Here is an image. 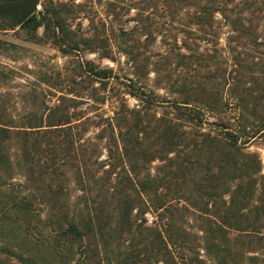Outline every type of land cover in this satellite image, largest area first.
<instances>
[{
    "label": "trees",
    "instance_id": "trees-1",
    "mask_svg": "<svg viewBox=\"0 0 264 264\" xmlns=\"http://www.w3.org/2000/svg\"><path fill=\"white\" fill-rule=\"evenodd\" d=\"M179 1L195 25L180 99L143 81L159 73L150 12L107 48L74 40L57 7L21 25H45L64 55L116 48L131 74L83 59L75 97L19 117L0 99V264H264V173L247 150L264 137V0Z\"/></svg>",
    "mask_w": 264,
    "mask_h": 264
},
{
    "label": "rangeland",
    "instance_id": "rangeland-1",
    "mask_svg": "<svg viewBox=\"0 0 264 264\" xmlns=\"http://www.w3.org/2000/svg\"><path fill=\"white\" fill-rule=\"evenodd\" d=\"M155 2L158 7L152 9ZM184 3L179 0H41L36 13L40 19L42 14L39 12L44 11L46 6L49 9L57 7L61 11L59 21L71 28L73 34L70 36L76 34L74 40H81V35L90 39L102 35L108 38L106 43H102L107 48L112 47L114 35L119 34L122 28L130 30L135 26L134 18L139 11L150 12L148 26L151 30L155 27L159 35L155 44L148 45V56L151 66L157 67L159 73L151 72L149 79L144 77L143 81L173 100L183 98L176 91L180 88L178 80L181 81L183 75L188 80L192 79L191 58L176 53L179 50L188 55L192 52V28L195 29V25H192V9ZM228 31V26L223 25L219 48L227 45ZM57 33L62 35L59 31ZM50 34L45 25L32 31L21 27L13 16L0 18V99L17 117L30 110L46 109L50 99L56 100L61 94L75 97L74 94L81 92L80 85L75 82L81 81L79 61L83 59L103 68H113L121 76L131 74V63L126 55L118 53L114 47V51L109 53L113 58L103 57L100 54L102 49L94 50L89 44L80 45L78 49L70 48V54L64 55L53 43ZM201 34L198 32L195 36ZM201 44V50L210 47L207 43ZM172 47L174 52L167 56ZM218 59L221 64L222 57ZM128 98L130 104L137 103L132 96ZM247 150L258 154L264 173V137L253 140ZM148 216L152 219L151 214ZM182 224L192 226V216L186 217Z\"/></svg>",
    "mask_w": 264,
    "mask_h": 264
},
{
    "label": "water",
    "instance_id": "water-1",
    "mask_svg": "<svg viewBox=\"0 0 264 264\" xmlns=\"http://www.w3.org/2000/svg\"><path fill=\"white\" fill-rule=\"evenodd\" d=\"M41 0H6L0 3V18L13 16L22 25L30 16L36 13Z\"/></svg>",
    "mask_w": 264,
    "mask_h": 264
}]
</instances>
